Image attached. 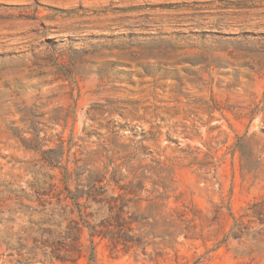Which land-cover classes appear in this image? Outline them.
Returning <instances> with one entry per match:
<instances>
[{
	"label": "rangeland",
	"instance_id": "1",
	"mask_svg": "<svg viewBox=\"0 0 264 264\" xmlns=\"http://www.w3.org/2000/svg\"><path fill=\"white\" fill-rule=\"evenodd\" d=\"M113 180L142 245L91 258L67 188ZM261 202L264 0H0V264H264L224 242Z\"/></svg>",
	"mask_w": 264,
	"mask_h": 264
},
{
	"label": "trees",
	"instance_id": "2",
	"mask_svg": "<svg viewBox=\"0 0 264 264\" xmlns=\"http://www.w3.org/2000/svg\"><path fill=\"white\" fill-rule=\"evenodd\" d=\"M113 183L118 190H123V192L109 197H104L99 191L84 193L76 190L77 193L72 194L71 190L67 188L70 199L77 208L78 217L80 221H82L80 224L79 222H75V228L79 233H81L83 228L88 230L89 242L91 244V258H93L95 254V237L101 239L108 237L113 247H120L123 252H127L142 245L138 237L132 239V236L127 233L128 227L124 219V211L127 207V203L130 201L128 196L131 192L125 190L119 181L113 180ZM83 195H86V199L92 201L94 204L107 207V217L100 220L99 224L92 225L90 222L83 219L84 212L81 210L82 204L79 202V199H81ZM263 205V202L252 203L241 214L231 216L232 224L228 232L224 235V242H227L229 239L237 241L242 246L240 252L237 250L235 251L236 255L239 257H247L252 260V255L264 252V220L259 216L258 212L254 210L256 207ZM256 226L259 227L258 230L254 229ZM97 227L99 229H97Z\"/></svg>",
	"mask_w": 264,
	"mask_h": 264
}]
</instances>
